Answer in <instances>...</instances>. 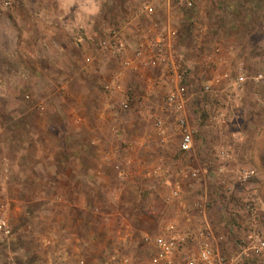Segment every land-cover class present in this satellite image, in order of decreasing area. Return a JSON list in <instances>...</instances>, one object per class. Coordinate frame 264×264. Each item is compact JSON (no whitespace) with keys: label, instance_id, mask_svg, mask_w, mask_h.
<instances>
[{"label":"rangeland","instance_id":"1","mask_svg":"<svg viewBox=\"0 0 264 264\" xmlns=\"http://www.w3.org/2000/svg\"><path fill=\"white\" fill-rule=\"evenodd\" d=\"M132 6L145 10L123 28ZM224 17L245 30L211 28ZM167 21L177 34L157 39ZM142 29L178 68L187 152L166 102L170 64L130 49ZM240 168L253 177L239 181ZM261 187L264 0H0V264H164L157 236L177 238L174 264H202L203 239L231 264H264L248 249L250 235L264 240Z\"/></svg>","mask_w":264,"mask_h":264},{"label":"built area","instance_id":"2","mask_svg":"<svg viewBox=\"0 0 264 264\" xmlns=\"http://www.w3.org/2000/svg\"><path fill=\"white\" fill-rule=\"evenodd\" d=\"M11 0H2L4 5L10 4ZM185 4L189 7L193 6L194 0H184ZM157 36L159 39L162 38L161 33H157ZM113 39V45L116 51L124 52L126 50V45L124 41L116 34V32L112 35ZM163 39V38H162ZM159 40H152L148 42V50L144 53L143 49V42H139L138 48H136L135 56L137 58H141V62L144 65H155L156 61H165L162 58V55L159 53L155 57L157 59L155 60L154 57L149 52H152V49L159 50L157 48V43ZM161 52V50L159 51ZM168 57V56H167ZM167 64H170V69L173 74V82L174 86L169 91V93L166 96V102L169 106H171L176 112L180 113L178 117V128L180 130V142H179V149L183 152L189 151L193 147L194 143V130L192 126L189 124L188 119L185 114V95H184V86L180 84V74L178 72V68L174 61L170 58H167ZM87 59H90L88 56ZM125 64H131L130 59L124 60ZM165 63V62H164ZM235 84L240 86L241 82L243 81L244 77L242 73H237L235 76ZM205 89H209V86H205ZM121 107L123 109H128L129 104L127 101L121 102ZM156 124L158 126V129L160 132H163V129L161 127L162 122L161 120H157ZM228 156L227 152L225 150H221L220 157L223 159ZM192 176H196V172L191 173ZM254 175V170L251 168H240L238 170V180L241 182H247L249 181ZM173 194H177V191L174 190ZM250 244L248 245V249L252 250L254 253H260L264 250V240L260 238L258 235L254 234L253 236L250 235ZM155 245L160 249L161 257L163 259L164 264H174V261L171 258V253L173 250L176 249L178 246L177 238L175 236L171 237H163V236H157L154 238ZM198 259L202 264H231L228 260H226L220 253L217 252V250L212 245L211 241L208 239H203L201 242V245L198 250Z\"/></svg>","mask_w":264,"mask_h":264},{"label":"crops","instance_id":"3","mask_svg":"<svg viewBox=\"0 0 264 264\" xmlns=\"http://www.w3.org/2000/svg\"><path fill=\"white\" fill-rule=\"evenodd\" d=\"M94 6V5H93ZM95 6H96V10L98 11V9H102L103 10V6L99 3H97V4H95ZM79 7H80V10L82 11V10H88L89 9V5H88V2L86 3V1H84L83 2V5L81 4V5H79ZM144 7H145V9H147L149 12H151V10H152V12H153V6H148V5H144ZM169 7V6H168ZM91 8V7H90ZM92 9V8H91ZM144 8H143V10H141V8H137V7H135V6H132L131 8H129L128 10H130L129 12H130V16L128 17V19H125V20H123V28H125L126 26H127V22H129V21H131L132 23H134L135 22V20H136V18L138 17V14H136V13H134L133 15H132V11L133 12H135V11H138V10H140V11H144L145 10ZM230 8H227V10H229ZM140 11H138V12H140ZM144 13V12H143ZM97 15H98V13H97ZM148 17V16H147ZM224 20H221V19H213V20H211V28L213 29H216V30H218V28L219 27H222L223 26V22L224 21H227V24L225 25L226 26V29L227 30H231V29H236V30H238V31H240V32H243L244 30H245V26H246V23H244V21H243V19L241 18V17H239L238 19L239 20H237V19H234V18H231V17H229V18H227V17H224L223 18ZM242 19V20H241ZM122 21V20H121ZM149 23V22H148ZM165 25H166V34L164 35V36H162V38L164 39V41L165 40H168V39H170V37H172L174 34H177V29L174 27V26H172L171 24H169L168 23V21H167V23H165ZM167 25H169V26H167ZM171 25V26H170ZM224 26V27H225ZM139 31V30H138ZM138 31H137V33H138ZM146 29H142L140 32H142V37H143V40L141 39H139L138 38V40L137 41H135V42H137V43H133L132 45H131V47L132 48H130V49H132L133 50V54H135V52H136V48H138V44H139V42L141 41V42H143L142 44H143V49H144V47H145V49H144V53L148 50V42H149V40L150 41H152V38H150L149 36H148V34H146ZM118 33V32H117ZM118 36H119V33L117 34ZM138 35V34H137ZM172 35V36H171ZM120 37V36H119ZM227 37L228 38H225V41H226V53L228 52V54L229 55H235V45H232V42H234L235 40H236V36H235V34H229V35H227ZM121 38V37H120ZM122 39V38H121ZM216 43V44H218L219 42H221V40H220V37H219V39H218V37H216L215 39H214V41H213V43ZM167 43H169V42H167ZM128 44H129V42H128ZM130 45V44H129ZM216 48H217V45H216ZM112 49L113 50H115L116 51V49L114 48V46H112ZM161 54L162 55V58L165 60V61H156V64L155 65H159V66H161V68H163L164 67V65H167V59H166V57L167 58H170L171 57V55L170 54H167V53H165V52H159V51H157V50H155L154 48L152 49V52H149V55L151 54L153 57H154V59L156 60L157 59V57H155L157 54ZM137 60L139 61V58H137ZM138 61H137V63H138ZM165 62V63H164ZM136 62H134L133 64H132V66L135 64V65H137V67H138V65H139V63L137 64ZM154 65V66H155ZM255 199H256V201H257V204H258V207L260 208V209H262L263 211H264V188H260V191H258V193H256V196H255ZM258 222H259V224H260V226L263 228V225H262V220H261V223H260V218H258Z\"/></svg>","mask_w":264,"mask_h":264},{"label":"trees","instance_id":"4","mask_svg":"<svg viewBox=\"0 0 264 264\" xmlns=\"http://www.w3.org/2000/svg\"><path fill=\"white\" fill-rule=\"evenodd\" d=\"M149 192H147V191H143V192H141V208L143 209V205H144V202L146 201V200H148V198H149Z\"/></svg>","mask_w":264,"mask_h":264}]
</instances>
